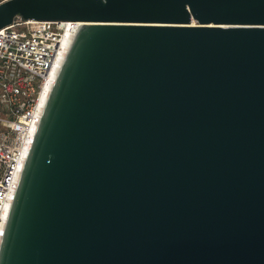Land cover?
<instances>
[{"label":"water","instance_id":"1","mask_svg":"<svg viewBox=\"0 0 264 264\" xmlns=\"http://www.w3.org/2000/svg\"><path fill=\"white\" fill-rule=\"evenodd\" d=\"M80 21L0 264H264V0H6Z\"/></svg>","mask_w":264,"mask_h":264},{"label":"built area","instance_id":"2","mask_svg":"<svg viewBox=\"0 0 264 264\" xmlns=\"http://www.w3.org/2000/svg\"><path fill=\"white\" fill-rule=\"evenodd\" d=\"M80 24L16 16L0 29V246L44 112L42 95L47 75L62 56L64 42L71 44Z\"/></svg>","mask_w":264,"mask_h":264},{"label":"bare ground","instance_id":"3","mask_svg":"<svg viewBox=\"0 0 264 264\" xmlns=\"http://www.w3.org/2000/svg\"><path fill=\"white\" fill-rule=\"evenodd\" d=\"M69 46H70V42L68 40H66L64 42V50H63V53H62V56H60L55 64V66L52 68V70L49 72V74L47 75V86L43 92V98H42V101H43V109L45 108V105H46V102H47V99L50 95V92L52 90V87L55 83V80L57 78V75L59 73V70L62 66V63L64 61V58L67 54V51L69 49ZM27 155V153H26Z\"/></svg>","mask_w":264,"mask_h":264}]
</instances>
